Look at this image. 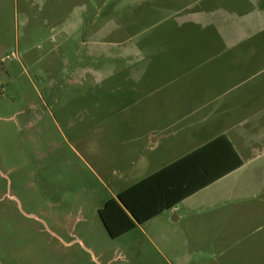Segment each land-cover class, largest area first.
Returning a JSON list of instances; mask_svg holds the SVG:
<instances>
[{
    "label": "rangeland",
    "instance_id": "1",
    "mask_svg": "<svg viewBox=\"0 0 264 264\" xmlns=\"http://www.w3.org/2000/svg\"><path fill=\"white\" fill-rule=\"evenodd\" d=\"M127 3L0 0V264H264V229L223 237L213 251H166L147 236L155 222L118 238L103 227L97 209L119 190L113 137L174 118L158 99L165 89H151L175 88L187 65L154 55L129 67L115 46L88 56L97 26L109 38L112 10Z\"/></svg>",
    "mask_w": 264,
    "mask_h": 264
},
{
    "label": "crops",
    "instance_id": "2",
    "mask_svg": "<svg viewBox=\"0 0 264 264\" xmlns=\"http://www.w3.org/2000/svg\"><path fill=\"white\" fill-rule=\"evenodd\" d=\"M112 13L109 38L104 23L97 26L87 42L88 56L98 58L99 49L115 46L123 49L129 67H145L154 55L161 63L167 58L171 65H187L176 72L181 85L151 89L152 94L165 89L158 99L177 109L174 118L160 116L141 134L133 127L126 137H113L119 190L101 206L122 189L206 147L200 169L225 174L141 224L159 225L147 232L149 239L166 251L177 243L185 251H213L223 237L263 230L264 0H128ZM127 41L134 43L125 48ZM114 69L102 76L96 71V82ZM144 104L151 108L158 103ZM130 179L135 180L121 184Z\"/></svg>",
    "mask_w": 264,
    "mask_h": 264
},
{
    "label": "trees",
    "instance_id": "3",
    "mask_svg": "<svg viewBox=\"0 0 264 264\" xmlns=\"http://www.w3.org/2000/svg\"><path fill=\"white\" fill-rule=\"evenodd\" d=\"M205 150L185 155L106 200L98 216L107 234L118 238L223 176L226 171L200 169Z\"/></svg>",
    "mask_w": 264,
    "mask_h": 264
}]
</instances>
